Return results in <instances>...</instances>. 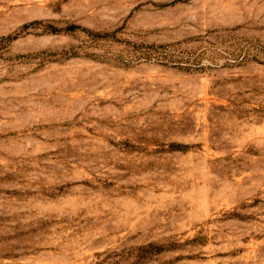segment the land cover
Masks as SVG:
<instances>
[{
	"label": "rangeland",
	"instance_id": "374dc122",
	"mask_svg": "<svg viewBox=\"0 0 264 264\" xmlns=\"http://www.w3.org/2000/svg\"><path fill=\"white\" fill-rule=\"evenodd\" d=\"M0 264H264V0H0Z\"/></svg>",
	"mask_w": 264,
	"mask_h": 264
}]
</instances>
